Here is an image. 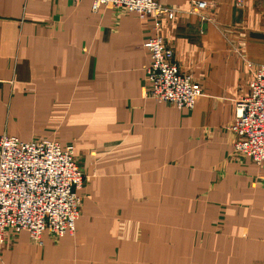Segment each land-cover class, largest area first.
Here are the masks:
<instances>
[{
	"label": "crops",
	"instance_id": "0c3cea01",
	"mask_svg": "<svg viewBox=\"0 0 264 264\" xmlns=\"http://www.w3.org/2000/svg\"><path fill=\"white\" fill-rule=\"evenodd\" d=\"M141 20L91 0H0V137L71 146L72 235L8 230L0 264H264V166L233 149L235 103L264 63V0H156ZM160 36L200 85L191 110L146 96Z\"/></svg>",
	"mask_w": 264,
	"mask_h": 264
},
{
	"label": "built area",
	"instance_id": "2783aa9c",
	"mask_svg": "<svg viewBox=\"0 0 264 264\" xmlns=\"http://www.w3.org/2000/svg\"><path fill=\"white\" fill-rule=\"evenodd\" d=\"M95 12L101 6L134 13L141 20L167 18L175 11L156 0H91ZM243 8L245 0H233ZM191 14L202 17L207 3L190 0ZM151 62L146 69V96L155 103H168L178 110L193 109L202 95L199 84L179 71L173 51L160 36L144 43ZM230 130L235 135L233 149L264 166V63L255 71L247 93L235 103ZM84 176L77 166L73 148L58 142H24L14 136L0 137V255L8 230L25 231L41 245L46 232L54 237L72 235L79 217Z\"/></svg>",
	"mask_w": 264,
	"mask_h": 264
},
{
	"label": "rangeland",
	"instance_id": "374dc122",
	"mask_svg": "<svg viewBox=\"0 0 264 264\" xmlns=\"http://www.w3.org/2000/svg\"><path fill=\"white\" fill-rule=\"evenodd\" d=\"M76 162V161H75ZM77 164V163H76ZM78 166V165H77ZM79 167V166H78Z\"/></svg>",
	"mask_w": 264,
	"mask_h": 264
}]
</instances>
